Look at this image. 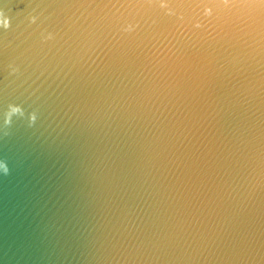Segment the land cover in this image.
I'll return each instance as SVG.
<instances>
[{
	"label": "water",
	"instance_id": "95a60500",
	"mask_svg": "<svg viewBox=\"0 0 264 264\" xmlns=\"http://www.w3.org/2000/svg\"><path fill=\"white\" fill-rule=\"evenodd\" d=\"M0 264H264V0H0Z\"/></svg>",
	"mask_w": 264,
	"mask_h": 264
},
{
	"label": "clouds",
	"instance_id": "9594fccd",
	"mask_svg": "<svg viewBox=\"0 0 264 264\" xmlns=\"http://www.w3.org/2000/svg\"><path fill=\"white\" fill-rule=\"evenodd\" d=\"M3 24H4V26H7V25H8V20H7V18H5V19L3 20ZM13 110H15V109H13ZM5 170H6V168H5Z\"/></svg>",
	"mask_w": 264,
	"mask_h": 264
}]
</instances>
